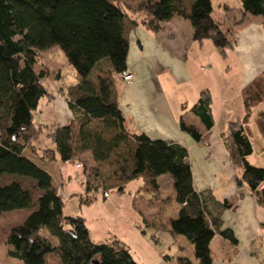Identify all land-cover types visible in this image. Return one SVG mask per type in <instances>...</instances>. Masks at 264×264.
Wrapping results in <instances>:
<instances>
[{"label": "trees", "instance_id": "16d2710c", "mask_svg": "<svg viewBox=\"0 0 264 264\" xmlns=\"http://www.w3.org/2000/svg\"><path fill=\"white\" fill-rule=\"evenodd\" d=\"M133 1L134 7L121 0H0V219L24 211L4 236L7 255L22 264H93L94 260L142 264L124 242H95L83 217L63 213V195L48 166L40 162H68L83 152H89L96 164L89 169L96 184L88 185L87 178L85 195H80L86 204L93 201L91 191L101 190L103 195L115 187L123 193L125 184L135 179L158 192V177H169L173 196L169 199L178 205L169 221L170 232L184 236L193 253V259L177 257L179 264H211L210 242L216 234L236 243L227 229H220L222 212L235 204L227 198L216 199L209 189H195L186 147L129 128L112 74L127 70V32L137 23L130 12L142 13L140 22L153 32L174 16L187 19L194 40L210 38L225 54L244 24L264 25V0H240V17L225 27L211 19V0ZM53 46L63 51L78 80L65 88L71 118L43 133L36 110L40 100L52 94L43 81L47 69L36 70L35 64L40 51ZM210 101L208 90H201L191 108L206 129L213 125ZM243 101L245 114L229 122L225 144L238 170L235 187L245 186L264 206V166L251 164L247 158L253 151L248 122L251 108L264 101V73L244 89ZM255 125L264 139V117L256 118ZM179 126L201 140L199 130L182 118ZM40 134L51 146L38 151L34 141ZM107 162L114 168L111 185L98 169Z\"/></svg>", "mask_w": 264, "mask_h": 264}, {"label": "crops", "instance_id": "0c3cea01", "mask_svg": "<svg viewBox=\"0 0 264 264\" xmlns=\"http://www.w3.org/2000/svg\"><path fill=\"white\" fill-rule=\"evenodd\" d=\"M224 8V17L220 22L223 27L240 17V7L237 15L233 14L232 7L225 5ZM129 14L137 21L136 25L130 26L127 32L126 69L133 74L134 79L129 83L123 81L118 73L112 74L117 101L129 128L143 132L150 138L175 141L186 147L195 189L198 191L209 189L216 199L227 198L235 204L233 208L222 212L220 229H227L236 239V243L233 244L229 238L216 234L210 242L211 264H264L261 259L263 250H258L257 245V243L261 246L264 244V206L249 194L245 186L238 190L235 187L238 170L232 165L225 144L229 122L241 119L245 114L244 89L264 73V25L255 21L244 24L236 32L230 47L223 54L210 38L194 40L191 24L185 21L187 19L174 16L162 22L158 32H153L140 22L142 13ZM75 79L78 80L77 74ZM65 88L59 87L55 92L50 90L52 97H44L39 102L36 119L39 114L38 120L42 125L43 133L51 132L44 129L47 124L45 110L52 117L59 116L57 112L60 111L61 116L58 118L62 121L61 125L67 123L72 116L71 111L67 110L69 107ZM205 89L210 95V110L213 117V125L209 129H206L191 111L201 90ZM259 117H264V101L251 108L248 122L250 137L255 132L264 144V139L255 125V120ZM181 118L186 124L199 130L202 134L200 141H196L180 129ZM42 138L44 137H39V150L51 146L49 141H43ZM41 143L47 146L42 147ZM85 155L87 157L83 158ZM89 155V152H83L73 160L77 171H80L77 167L80 162H77V159L82 157L85 163L92 159ZM251 156L252 153L247 158L252 164ZM59 162L61 161L54 163L59 164ZM92 163L91 166H96L93 159ZM255 163L258 164L256 161ZM45 168L51 171L54 178L55 170L50 167ZM56 169L59 170L58 175H61L64 167L60 166ZM83 176L85 177L84 174ZM162 178H167L171 187L169 177L161 175L158 177L160 189ZM70 184L72 182L69 183L67 191L63 190L65 193L72 188ZM81 187L80 184L79 188ZM143 187L149 189L144 181ZM160 189L155 192L156 200L148 205L150 207L158 205L163 210L164 219L160 220L159 217L151 220L150 223H163L170 232L169 221L176 215L178 205L176 204V208L167 213L166 207H162L164 200L159 193ZM171 192L169 195L173 198ZM119 198L112 199L113 201L107 199L102 203L105 213L117 210L116 218L123 224L127 220L124 215L129 214L136 219L132 223L135 227L140 219L146 223L147 220H144L146 216L139 209L136 200L132 201V209L126 206L115 208L122 203ZM171 200L168 202L171 203ZM84 221L93 241L120 240L129 247L135 260L142 264H179L177 262L179 256L193 259L192 245L187 240L180 245L176 244L180 235L170 232L171 243H165V250L161 248L159 253L153 251V254L151 253L146 259L131 250V246L122 240L123 234H118L110 227L104 228L99 234L95 226L93 228L88 226L86 218ZM132 225L129 223L127 227L130 232H134L131 229Z\"/></svg>", "mask_w": 264, "mask_h": 264}, {"label": "rangeland", "instance_id": "374dc122", "mask_svg": "<svg viewBox=\"0 0 264 264\" xmlns=\"http://www.w3.org/2000/svg\"><path fill=\"white\" fill-rule=\"evenodd\" d=\"M122 2L130 5L135 6L136 1L133 0H121ZM240 0H211L212 5V11L210 13V17L215 22H222V19L224 17V11L225 5H228L233 8V14L237 15V10L240 7ZM186 23H189L188 20H185ZM184 30V28H183ZM47 69V77L43 80L46 87L49 90H52L55 92L56 89L59 87H66L67 85L73 84L76 82L75 76H76V70L73 66H71L63 53V51L58 46H53L49 49L41 50L38 57L37 62L35 64V69L40 70L43 68ZM128 73V72H127ZM126 73V74H127ZM58 110V109H56ZM69 112V108H67ZM36 112L39 113V111L36 110ZM59 116L52 117L48 113H46V110L44 114H46V127L44 128L46 131H53L58 126L62 124L61 119L58 117L61 116V112L58 111ZM37 115V113H36ZM57 115V114H56ZM39 119V114H38ZM36 119V122L39 123V120ZM39 137L42 138L43 141L48 142L49 139L44 136V134L38 135V137L35 139L36 148H38L39 151ZM251 140L253 143V152L251 156V162L252 164H255L257 166H264V144L262 143L261 138L257 133H253L251 136ZM50 143V142H49ZM42 144V143H41ZM40 144V145H41ZM42 147L47 146L46 144H42ZM90 156V155H89ZM87 156H83V158H86ZM83 158H78L77 162H80L83 166L79 167L80 171H77L75 168V161L71 160L68 162H59L57 163H50V162H40V164L43 166H48L51 169H54V181L58 185L59 191L62 193L64 198V208L63 213L66 215H72V216H81L86 218V223L89 227L93 228L95 226L97 232L101 234V230L104 228L110 227L112 230H116L115 232H118V234H123V239L125 242H127L128 245L131 246V250L136 252L137 254H140L143 258H148L151 253L153 254V251H156L159 253L161 251V248L165 250L166 245L165 243H171L172 236L169 231L166 230V226L162 223L160 224H153L150 223L151 220H155L159 218L160 220L164 219V214L162 213L163 210L160 209L158 205L150 207L148 204L151 201L156 200L155 192H153L151 189H146L143 187V181L141 179H135L130 180L125 184V193L118 194L115 190V187H109L107 191L109 192L108 197H104L102 195V191H91L89 194H92L90 196H93V203L92 204H86L82 201H80V194L85 195V185H86V179L89 178L87 181V184L90 186H93L96 184L95 180L90 178L89 172L90 168L93 169L94 166H91L92 159L87 160L85 163L83 162ZM255 161L258 163L256 164ZM61 166L64 167V170L62 174L58 175V171L56 168H59ZM109 163L107 162L104 165L99 164L98 169L99 171H102V177H104V182L107 185H111L112 183V169L113 166H109ZM86 167V169L84 168ZM80 172V173H79ZM85 173H88V176H86ZM85 175V177L83 176ZM68 175H70L68 177ZM72 182V188L69 189L67 193H65L63 190L67 191V187L69 183ZM60 183L62 185H60ZM81 184L82 187L79 188V185ZM78 185V186H77ZM66 186V187H65ZM63 187L64 189H61ZM172 190V188L169 186V182L167 178L161 179V189H160V195L163 198L164 202L162 203V207H166V212L170 213L173 209L176 208V202L174 200L169 199V192ZM119 199L122 201L119 206L115 208H123L124 206L128 208H133L132 201L136 200L138 203V207L141 211L144 212L146 218L144 220L146 223H143L142 220H139V224L137 226H133L132 223L136 221L135 217H131L129 214L124 215L126 216L124 224L117 220L116 214L118 211L110 210V212H106L103 209L104 202L112 199ZM105 199V200H104ZM171 200V203L168 201ZM113 201V200H112ZM148 205V206H147ZM147 206V207H146ZM113 207V206H112ZM119 210V209H118ZM24 214V211H13L8 214H4L0 219V264H22V262L16 258L9 257L7 255V246L4 244V236L7 233L10 226L18 221L21 220L22 216ZM136 215V214H134ZM131 223L134 232H130L128 225ZM157 225V226H156ZM120 227V228H119ZM130 227V226H129ZM44 234L49 236L47 231H42ZM52 241H56L54 237H50ZM264 239V238H263ZM186 241V238L184 236L180 235V238H178L177 245H180ZM259 249L263 250V256H261L262 262L264 263V244L261 246L259 243H257ZM261 247V248H260ZM259 253V252H258Z\"/></svg>", "mask_w": 264, "mask_h": 264}, {"label": "built area", "instance_id": "2783aa9c", "mask_svg": "<svg viewBox=\"0 0 264 264\" xmlns=\"http://www.w3.org/2000/svg\"><path fill=\"white\" fill-rule=\"evenodd\" d=\"M119 76L122 78L123 81L129 82V83L134 79L133 74L129 70H125V71L119 73ZM79 166H80V164H77L78 168H79ZM103 196L104 197H108L109 196V192H104Z\"/></svg>", "mask_w": 264, "mask_h": 264}, {"label": "water", "instance_id": "95a60500", "mask_svg": "<svg viewBox=\"0 0 264 264\" xmlns=\"http://www.w3.org/2000/svg\"><path fill=\"white\" fill-rule=\"evenodd\" d=\"M93 264H100L98 260H94Z\"/></svg>", "mask_w": 264, "mask_h": 264}]
</instances>
